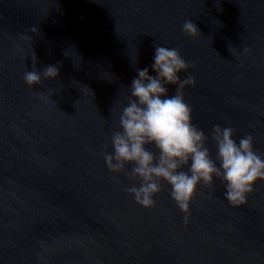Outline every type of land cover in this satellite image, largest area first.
I'll return each instance as SVG.
<instances>
[{"label":"water","instance_id":"obj_1","mask_svg":"<svg viewBox=\"0 0 264 264\" xmlns=\"http://www.w3.org/2000/svg\"><path fill=\"white\" fill-rule=\"evenodd\" d=\"M157 44L189 65L211 157L214 124L264 154V0H0V264H264V181L239 205L218 179L199 185L185 218L165 182L145 208L105 166ZM46 65L54 78L24 83Z\"/></svg>","mask_w":264,"mask_h":264},{"label":"clouds","instance_id":"obj_2","mask_svg":"<svg viewBox=\"0 0 264 264\" xmlns=\"http://www.w3.org/2000/svg\"><path fill=\"white\" fill-rule=\"evenodd\" d=\"M182 31L193 36L195 25L186 20ZM149 67L155 75L149 74ZM189 65L178 50L154 46L150 66L137 68L129 90V100L119 114V131L110 137L111 153H102L106 168L124 172L138 181L126 191L145 208L154 206L160 182L169 186V197L187 216L189 203L199 185L219 180L223 197L231 205L245 202L257 181H264V154L253 148L252 136L234 140L231 127L214 124L210 136L215 145V159L205 146V133L191 122V108L183 99V89L194 79L186 74ZM57 68L46 65L42 72L25 71L24 83L32 87L42 78H54ZM168 85H174L169 96ZM155 150V153L153 151ZM131 165L126 172L125 166ZM113 180L119 182L116 176Z\"/></svg>","mask_w":264,"mask_h":264}]
</instances>
